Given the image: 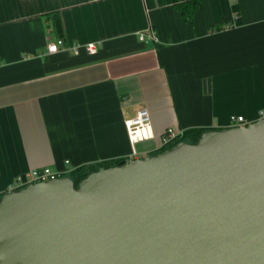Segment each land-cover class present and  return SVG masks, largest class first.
Here are the masks:
<instances>
[{
	"label": "crops",
	"instance_id": "1",
	"mask_svg": "<svg viewBox=\"0 0 264 264\" xmlns=\"http://www.w3.org/2000/svg\"><path fill=\"white\" fill-rule=\"evenodd\" d=\"M194 1L0 0V197L34 169L130 158L125 121L141 108L154 138L137 159L168 128L264 117V0ZM59 38L99 51L48 54Z\"/></svg>",
	"mask_w": 264,
	"mask_h": 264
},
{
	"label": "water",
	"instance_id": "2",
	"mask_svg": "<svg viewBox=\"0 0 264 264\" xmlns=\"http://www.w3.org/2000/svg\"><path fill=\"white\" fill-rule=\"evenodd\" d=\"M0 264H264V118L4 194Z\"/></svg>",
	"mask_w": 264,
	"mask_h": 264
},
{
	"label": "built area",
	"instance_id": "3",
	"mask_svg": "<svg viewBox=\"0 0 264 264\" xmlns=\"http://www.w3.org/2000/svg\"><path fill=\"white\" fill-rule=\"evenodd\" d=\"M232 25L235 26L239 19L238 13H234L232 16ZM139 38L142 41L146 39H155V35L151 30L143 31L139 33ZM99 51L98 44L96 42H88L85 44H68L64 39L59 38L53 42L48 43L47 53L54 54L58 52H70L75 55H79L82 52H85L87 55L93 56L96 55ZM264 118V117H263ZM231 121L233 126H247L243 116H232ZM128 138L132 145V155L130 158H127V161L137 159L138 150L136 145L143 141H148L154 138L150 114L146 108L139 109L134 116L128 118L125 121ZM181 132H177L174 128H168L166 133L162 138V146L169 144L174 139H176ZM66 171H56L51 168L45 167L41 169H34L30 172V183H40L56 178L65 176Z\"/></svg>",
	"mask_w": 264,
	"mask_h": 264
},
{
	"label": "trees",
	"instance_id": "4",
	"mask_svg": "<svg viewBox=\"0 0 264 264\" xmlns=\"http://www.w3.org/2000/svg\"><path fill=\"white\" fill-rule=\"evenodd\" d=\"M194 2H195L194 5L196 4V6H197L198 1L196 0ZM58 29H59V26H58ZM208 130H213V129L212 128H191L188 130H184L172 142L160 147L155 154L162 152L166 149H169L172 146H174L177 143L182 142V141L194 143L199 139V137L205 131H208ZM126 161H127V158H118V159L107 160V161L99 162V163H95V164H84V165H81V166L75 168L74 170H72L67 175H69L75 181V183L78 184V182L80 180H82L84 177H86L89 173L98 170L100 167H110V166L122 165Z\"/></svg>",
	"mask_w": 264,
	"mask_h": 264
},
{
	"label": "rangeland",
	"instance_id": "5",
	"mask_svg": "<svg viewBox=\"0 0 264 264\" xmlns=\"http://www.w3.org/2000/svg\"><path fill=\"white\" fill-rule=\"evenodd\" d=\"M148 142H149V140L148 141H143L142 143L147 146L148 145ZM160 144L162 145V140H161V143ZM140 146H141V142L136 145L138 151L140 150ZM144 157H146V156H144Z\"/></svg>",
	"mask_w": 264,
	"mask_h": 264
}]
</instances>
